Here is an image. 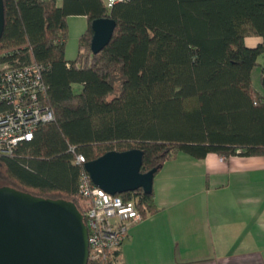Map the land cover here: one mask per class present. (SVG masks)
<instances>
[{"label":"trees","instance_id":"obj_1","mask_svg":"<svg viewBox=\"0 0 264 264\" xmlns=\"http://www.w3.org/2000/svg\"><path fill=\"white\" fill-rule=\"evenodd\" d=\"M3 5L0 67L43 65L44 104L54 114L31 141L0 156L4 186L72 202L83 213L84 164L109 152L140 150V173L157 168L156 175L179 153L197 160L264 156V96L251 78L255 68L264 70V0ZM74 16L85 17L87 28L67 60V20ZM105 18L115 22L114 33L92 54L91 23ZM77 155L85 163L77 164ZM120 196L135 201L143 219L158 212L153 191ZM118 252L106 264H118Z\"/></svg>","mask_w":264,"mask_h":264},{"label":"crops","instance_id":"obj_2","mask_svg":"<svg viewBox=\"0 0 264 264\" xmlns=\"http://www.w3.org/2000/svg\"><path fill=\"white\" fill-rule=\"evenodd\" d=\"M67 23L78 41L86 18ZM251 78L264 96V70ZM152 191L158 212L130 229L118 264H264V156L179 153L154 177Z\"/></svg>","mask_w":264,"mask_h":264},{"label":"water","instance_id":"obj_3","mask_svg":"<svg viewBox=\"0 0 264 264\" xmlns=\"http://www.w3.org/2000/svg\"><path fill=\"white\" fill-rule=\"evenodd\" d=\"M0 0V40L4 30ZM116 24L109 18L91 23L90 51L107 46ZM143 152H109L84 164L92 184L115 196L141 190L151 194L157 168L142 174ZM87 228L76 206L65 200L32 196L0 187V264H88Z\"/></svg>","mask_w":264,"mask_h":264},{"label":"built area","instance_id":"obj_4","mask_svg":"<svg viewBox=\"0 0 264 264\" xmlns=\"http://www.w3.org/2000/svg\"><path fill=\"white\" fill-rule=\"evenodd\" d=\"M118 0H108L109 6ZM44 66L37 63L0 67V156H9L23 142L31 141L38 128L54 120L45 106ZM76 163H85L81 155ZM83 200V222L87 228L88 264H106L114 259L130 229L143 220L133 200L109 195L95 187L84 171L78 180Z\"/></svg>","mask_w":264,"mask_h":264},{"label":"rangeland","instance_id":"obj_5","mask_svg":"<svg viewBox=\"0 0 264 264\" xmlns=\"http://www.w3.org/2000/svg\"><path fill=\"white\" fill-rule=\"evenodd\" d=\"M71 24V23H70ZM247 44H250L249 39H247ZM67 45L66 47H68V51H67V56L66 58H71L74 59L76 56V50H77V34L74 32V30L71 31L70 36H68L67 34ZM74 92H80L81 87L80 86H74L73 87ZM4 184L0 183V187H3Z\"/></svg>","mask_w":264,"mask_h":264}]
</instances>
